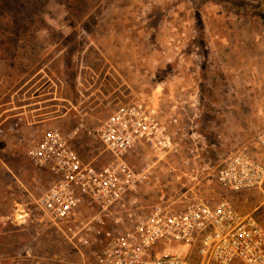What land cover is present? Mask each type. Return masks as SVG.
I'll use <instances>...</instances> for the list:
<instances>
[{
    "label": "rangeland",
    "instance_id": "1",
    "mask_svg": "<svg viewBox=\"0 0 264 264\" xmlns=\"http://www.w3.org/2000/svg\"><path fill=\"white\" fill-rule=\"evenodd\" d=\"M137 103L162 126L127 157L145 204L226 197L264 224L263 193L216 179L264 129V0H0V264H90L44 216L56 178L30 149L55 128L102 164L101 128Z\"/></svg>",
    "mask_w": 264,
    "mask_h": 264
},
{
    "label": "built area",
    "instance_id": "2",
    "mask_svg": "<svg viewBox=\"0 0 264 264\" xmlns=\"http://www.w3.org/2000/svg\"><path fill=\"white\" fill-rule=\"evenodd\" d=\"M160 134L162 126L144 103L122 108L99 135L112 158L97 164L61 130H45L30 149L35 163L56 178L40 200L44 216L70 244L90 249V264H264L257 207L243 212L226 197L182 206L141 200L139 187L148 175L127 157ZM256 144V151L238 150L220 163L216 179L224 190L264 194V129Z\"/></svg>",
    "mask_w": 264,
    "mask_h": 264
}]
</instances>
